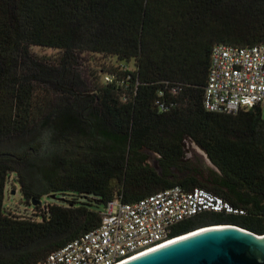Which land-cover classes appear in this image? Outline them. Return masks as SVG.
I'll return each instance as SVG.
<instances>
[{"label":"trees","instance_id":"1","mask_svg":"<svg viewBox=\"0 0 264 264\" xmlns=\"http://www.w3.org/2000/svg\"><path fill=\"white\" fill-rule=\"evenodd\" d=\"M259 44L264 0H0V264H40L98 228L112 201L174 186L244 215L199 214L172 237L219 225L264 236L262 108L203 106L212 49ZM85 54L116 65L87 75ZM187 140L215 171L186 160ZM15 183L25 204L39 202L28 216L6 209Z\"/></svg>","mask_w":264,"mask_h":264},{"label":"built area","instance_id":"2","mask_svg":"<svg viewBox=\"0 0 264 264\" xmlns=\"http://www.w3.org/2000/svg\"><path fill=\"white\" fill-rule=\"evenodd\" d=\"M105 81L111 82V77L105 76ZM203 106L208 112L229 115L264 108V44L212 49ZM203 213L244 215L242 209L202 188L174 186L134 203L116 199L105 208L98 228L40 264H122L175 239V225Z\"/></svg>","mask_w":264,"mask_h":264},{"label":"water","instance_id":"3","mask_svg":"<svg viewBox=\"0 0 264 264\" xmlns=\"http://www.w3.org/2000/svg\"><path fill=\"white\" fill-rule=\"evenodd\" d=\"M153 167L160 170L157 162ZM37 204L32 202L33 206ZM223 226L198 229L188 237L122 264H264V236Z\"/></svg>","mask_w":264,"mask_h":264},{"label":"rangeland","instance_id":"4","mask_svg":"<svg viewBox=\"0 0 264 264\" xmlns=\"http://www.w3.org/2000/svg\"><path fill=\"white\" fill-rule=\"evenodd\" d=\"M32 52L46 59H56L59 53L53 49L33 47ZM116 65V60L114 58L106 57L98 54H85L83 56V67L86 71V74L96 73L102 68L109 69ZM130 68L133 66V63L130 62L127 64ZM262 117L264 119V108H262ZM185 158L191 164L196 165L204 171V174H207L209 171H215V167L212 165L211 161L208 159L206 153L199 148L193 142L187 140L185 141ZM156 161V156H148L147 164L152 166ZM6 209L8 212L17 217L28 216L32 213V204H25L22 196L19 192V185L14 184V187L11 184L7 186V195H6Z\"/></svg>","mask_w":264,"mask_h":264},{"label":"bare ground","instance_id":"5","mask_svg":"<svg viewBox=\"0 0 264 264\" xmlns=\"http://www.w3.org/2000/svg\"><path fill=\"white\" fill-rule=\"evenodd\" d=\"M216 228H222V227H215V229H216ZM208 229H213V228H208ZM190 235H192V234H188V235H183V236L177 237V238H175V239H173V240H171V241H169V242H167V243H165V244H162L161 246H158L157 248H154V249H152V250H149V251H147V252H144V253H142V254H139L138 256H135L134 258L139 257V256H141V255H143V254L148 253V252H151V251H153V250H156V249H158V248H161V247H163V246H166V245H168V244H170V243H173V242H175V241H177V240H180V239H182V238L188 237V236H190ZM127 261H129V260H126L125 262H127ZM125 262H123V263H125Z\"/></svg>","mask_w":264,"mask_h":264},{"label":"flooded vegetation","instance_id":"6","mask_svg":"<svg viewBox=\"0 0 264 264\" xmlns=\"http://www.w3.org/2000/svg\"><path fill=\"white\" fill-rule=\"evenodd\" d=\"M146 154L148 155V156H150V157H152V156H156V161L155 162H157L158 163V167H159V171H157L154 167H152V168H154L158 173H159V175H162L163 174V170H162V168L159 166V162H158V156L157 155H155V154H153V153H150V152H146ZM154 162V163H155ZM150 166V165H149ZM178 174V172H176L174 169H172V173L171 174H169V178L170 179H172L175 175H177ZM184 175H186L187 173H183ZM179 175V174H178Z\"/></svg>","mask_w":264,"mask_h":264}]
</instances>
